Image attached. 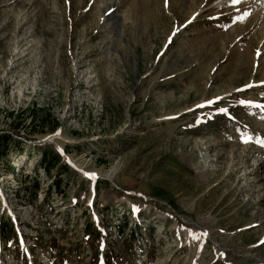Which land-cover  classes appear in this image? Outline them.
<instances>
[{
  "label": "rangeland",
  "instance_id": "1",
  "mask_svg": "<svg viewBox=\"0 0 264 264\" xmlns=\"http://www.w3.org/2000/svg\"><path fill=\"white\" fill-rule=\"evenodd\" d=\"M227 2L0 0V264H264V1Z\"/></svg>",
  "mask_w": 264,
  "mask_h": 264
},
{
  "label": "trees",
  "instance_id": "2",
  "mask_svg": "<svg viewBox=\"0 0 264 264\" xmlns=\"http://www.w3.org/2000/svg\"><path fill=\"white\" fill-rule=\"evenodd\" d=\"M3 148H0V152L3 153ZM6 150V148H5ZM61 163V157H59L54 151L52 150H49V149H44V153H43V157H42V160L40 162V165L42 166V168L45 169L46 173H50V171H52L53 169H56ZM11 173L15 176V170L12 169L11 170ZM56 186H58L57 182L55 184ZM38 187V184H35V189H37ZM2 237H3V240L5 242H7L8 240H10V238L12 236L15 235L14 232L10 231L9 232V235H6L2 232Z\"/></svg>",
  "mask_w": 264,
  "mask_h": 264
},
{
  "label": "bare ground",
  "instance_id": "3",
  "mask_svg": "<svg viewBox=\"0 0 264 264\" xmlns=\"http://www.w3.org/2000/svg\"><path fill=\"white\" fill-rule=\"evenodd\" d=\"M227 1H229V2H231V4H232V2L234 3V0H225V2H227ZM240 1H242V0H240ZM245 1V0H244ZM251 1H254V2H256V3H260L261 1H264V0H251ZM247 2V1H246ZM223 3V2H222ZM228 3V2H227ZM253 3V2H252ZM226 4V3H225ZM236 4V3H235ZM228 5H229V3H228ZM222 6H224V5H222ZM189 222V221H188ZM191 222V221H190Z\"/></svg>",
  "mask_w": 264,
  "mask_h": 264
},
{
  "label": "snow or ice",
  "instance_id": "4",
  "mask_svg": "<svg viewBox=\"0 0 264 264\" xmlns=\"http://www.w3.org/2000/svg\"><path fill=\"white\" fill-rule=\"evenodd\" d=\"M240 0H234V3H239ZM165 3H167V0H165ZM257 107H264V105H257ZM222 111H226V110H222Z\"/></svg>",
  "mask_w": 264,
  "mask_h": 264
}]
</instances>
